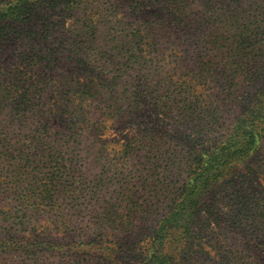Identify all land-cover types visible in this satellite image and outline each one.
<instances>
[{
    "label": "trees",
    "instance_id": "obj_1",
    "mask_svg": "<svg viewBox=\"0 0 264 264\" xmlns=\"http://www.w3.org/2000/svg\"><path fill=\"white\" fill-rule=\"evenodd\" d=\"M85 1L0 0V37L9 35L7 28L12 25L38 18L44 25L45 48L59 52L56 12L43 18L37 7L46 4L67 13L83 10ZM258 1L171 0L137 36L141 53L126 86L62 88L56 85L69 75H61L50 91L57 100L47 104L45 114L33 107L30 90L24 89L26 80H19L21 85L15 81L14 88L0 86V98L11 97L9 114L16 110L23 115V124L36 121L37 133L42 125L49 133L64 123L67 132L81 136L82 129L94 130L95 125L106 129L109 124H126L139 148L147 146L157 155L155 162L145 164L160 165L148 167V172H130L120 199L92 215L102 240L110 234L107 241L117 245L119 240L111 236L124 235L120 246L127 240L135 250L133 260L126 261L106 246L99 264H203L198 250L203 241L198 231L202 218L206 216L209 227L227 225L217 196L231 188L240 170L247 176L256 172L253 160L264 139V6ZM65 50L80 52L71 44ZM157 57L162 58L156 61ZM155 62L173 72L175 86L169 84L168 72L163 84L156 81L155 71H148ZM17 98L21 100L15 102ZM147 106L154 109V117ZM0 110H5L1 100ZM173 120L176 145L166 139L167 125ZM8 127L0 119V264L35 260L39 250L58 244L47 237L48 224L62 221L66 208L73 212L72 220H80L83 210L79 195L70 201L55 196L78 188L50 176L59 171L63 150L71 145L63 149V144H51L34 133L10 135ZM187 127L189 137L182 133ZM152 133L158 138L144 144ZM133 146L129 142L120 159L130 161ZM52 163L57 171H46ZM254 208L264 224V197ZM55 210L59 213L52 215ZM41 214L47 220L40 232ZM21 227L29 235H19ZM107 228L114 232L108 233ZM80 251L71 257L76 262L87 258Z\"/></svg>",
    "mask_w": 264,
    "mask_h": 264
},
{
    "label": "rangeland",
    "instance_id": "obj_2",
    "mask_svg": "<svg viewBox=\"0 0 264 264\" xmlns=\"http://www.w3.org/2000/svg\"><path fill=\"white\" fill-rule=\"evenodd\" d=\"M249 1L251 4L257 2V0ZM170 2L171 0H86L83 10L67 13L54 11L50 6L42 4L36 9L41 17L53 16L56 12L53 19L56 22V35L59 39L56 40L55 45L57 43L60 51L54 52L45 48L47 41L44 25L38 18L30 23L12 25L7 28L10 34L0 37V86L14 88L20 83L19 80L22 82L26 80L24 89L30 90L32 105L43 114L47 104L57 100L54 98L55 93L50 92L55 88L53 85L56 84V78L61 79L62 76L66 78L69 75L56 85L62 88L77 84V87L83 89L86 87L104 89L102 88L104 86L113 89L124 87L128 74L135 71L136 57L141 53L138 43L140 31H145V26L152 25L162 15V8ZM258 4L264 6V0H259ZM70 44L80 52L70 53L65 50ZM161 58L157 57L156 61ZM159 64L155 62L149 66L148 71H155L152 73L156 74V81L160 84L165 82L163 76L168 72L169 84L175 86L177 78L173 72L167 66L159 68ZM43 73H48L49 76L45 78ZM190 80L193 81V78ZM15 81L19 82L14 84ZM22 82L20 85L23 84ZM65 96L67 95H63ZM0 100L1 105L5 107V110H0V119L3 120L4 125L10 126L7 128L10 135L31 136L34 133L51 144H63V149L71 145L63 150L59 171L56 167L54 169L53 163L47 165L53 168H47L46 171H57L50 176H58L56 179L63 184L78 188L76 191L73 188L66 193H56L55 196L59 200L70 201L73 196L79 195L83 209L79 213L82 215L80 220H72L73 212L66 208L61 215L62 221L48 224L51 228L47 237L57 240V245L50 247L48 251L39 250L33 261L14 264H99L106 246L109 247L108 249H116L122 260L132 261V256L135 254L132 245L125 240L123 246H120L124 235L111 236L110 239L115 237L119 240L117 245L107 241L110 234L102 240L101 230H97L92 224V221H95L92 215L99 209L104 211V207L120 199L126 187L124 179L130 172L137 170L138 173L141 170L148 172V167L160 165L155 163L146 167L145 164L147 160L155 162L157 155L149 152L147 146L145 148L142 145L139 148L138 141L134 142L130 138V130L126 124H109L106 129L95 125L94 130L82 129L81 136L67 132L64 123L49 133L42 125L37 133L36 121L23 124V115H17L16 110L12 112L13 115L9 114L12 111V107L10 108L12 105L9 104L12 103L11 97ZM18 100L21 98H17L15 102ZM146 109L148 114L155 116L156 113L154 114L151 106H147ZM15 117L17 120L14 119ZM167 127L166 139L176 145L178 141L173 139L177 129L175 120ZM189 132L188 127L182 131L186 137H189ZM155 137L158 138V135L152 133L147 140L144 139V144H149L156 139ZM129 142L134 143L132 150L134 154L132 159L126 162L120 157L122 149ZM168 155L164 154L166 157ZM253 163L256 170L253 175L247 176L243 170H240L231 188L217 196L222 210L221 219L227 221V225L219 228L215 222L216 224L209 227V222L205 220L206 216L199 223L198 231L203 241L198 250L202 255L203 264H264V224L260 222V213L254 208L255 203L261 202L264 197V139L254 156ZM159 170L162 168L159 167ZM136 185L134 189L137 188ZM84 187L90 188L81 193ZM51 213L55 215L59 212L55 210ZM38 218L40 223L37 228L41 232L47 216L41 214ZM89 220L91 222H88ZM107 231L114 232L110 228H107ZM27 232L29 231L26 228L21 227L18 234L29 235ZM93 241L95 244L87 245ZM81 248L84 250L80 251ZM78 251L83 256L86 255L83 254L84 252L88 254L84 261L76 262L71 258Z\"/></svg>",
    "mask_w": 264,
    "mask_h": 264
}]
</instances>
